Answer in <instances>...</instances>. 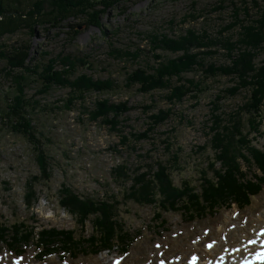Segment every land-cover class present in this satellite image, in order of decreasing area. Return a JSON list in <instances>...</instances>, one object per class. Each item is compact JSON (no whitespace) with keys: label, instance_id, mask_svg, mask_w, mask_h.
<instances>
[{"label":"rangeland","instance_id":"1","mask_svg":"<svg viewBox=\"0 0 264 264\" xmlns=\"http://www.w3.org/2000/svg\"><path fill=\"white\" fill-rule=\"evenodd\" d=\"M256 2L264 7V0ZM254 3L253 0H129L105 11L101 28L80 26L73 42H69L65 34L70 30L67 25L75 26L83 20H69L60 30L36 27L32 36L21 31L0 40L2 49L28 43L30 57L37 64H46L58 55H85L90 67L79 68V74L93 80L111 79L120 88L112 94H91L87 96L85 107L76 105L66 110L68 90L52 88L42 94L39 81L31 84L26 95L38 103L32 119L37 131L44 136L52 176L48 184L35 185L38 202L27 209L24 204L26 183L38 176L39 171L25 138L13 134L0 120V223L8 227L24 222L36 230L53 228L74 231L78 237L90 236L91 222L80 227L76 219L58 205V191L64 184L82 198H116L120 202L118 220L135 238L125 255L114 247L98 256L75 260L63 254L42 258L35 252L34 245L17 258L5 246H0V264H211L221 255L234 259L235 252H244L245 247L254 244L259 227L264 228V190L241 211L232 207L187 223L180 213L125 202L123 195L131 181L113 175L114 169L125 167L133 176L136 169L161 162L170 166L171 180L176 187L187 182L199 191L203 177L211 178L213 116L226 118L233 113L245 102V93L241 91L228 97L223 91L235 85L230 78H206L203 80L206 89L196 98L188 95L181 103L171 105L166 101L167 91L141 94L137 86L124 88L125 78L132 71L154 64L155 55L162 56L163 60L175 57L168 52L154 51L148 36L176 38L188 29L205 31L211 37L230 35L231 32L223 33L222 29L233 22V10L247 8L254 18L257 11ZM240 18H244L242 13ZM113 51H140L141 54L133 61L124 56L118 58ZM263 58L259 56L256 64ZM207 62L224 64L225 58L218 56ZM4 66L0 61V69ZM202 78L201 71L185 76L195 81ZM1 86L3 91H8L10 82L2 80ZM218 96L220 100L216 99ZM103 99L115 104L126 102L132 107L129 113L118 118L119 131L108 124L89 120L85 108L89 111L94 101ZM146 107L150 109L146 111ZM168 109H171L169 118L152 128L150 117ZM143 133H147L148 139L135 141L130 137V134ZM122 137L129 141L122 144ZM252 144L264 151V108L260 135ZM215 167L218 169V165ZM157 212L165 221L163 228L158 225L160 221L153 220ZM208 244L213 245L211 249L205 247Z\"/></svg>","mask_w":264,"mask_h":264},{"label":"trees","instance_id":"2","mask_svg":"<svg viewBox=\"0 0 264 264\" xmlns=\"http://www.w3.org/2000/svg\"><path fill=\"white\" fill-rule=\"evenodd\" d=\"M127 1L0 0V40L21 31L32 36L36 27L60 30L69 20H83L75 26L67 25L70 30L65 34L68 41L73 42L80 26L101 28V17L105 11L118 8ZM253 1L257 10L254 18L247 8L233 10V22L222 29L223 33L231 32L230 35L211 37L205 31L188 29L176 38L148 36L154 51L168 52L175 57L163 60L162 56L155 55L154 64L127 74L124 88L137 86V91L145 95L167 91L166 101L176 105L188 95L196 98L202 93L206 89L204 79L228 77L235 85L224 90L223 94L234 97L242 91L246 99L226 118L213 116L210 146L214 156L209 163L212 176L203 177L199 191L187 182L176 187L171 180L170 166L161 162L136 169L133 176L129 175L127 168L119 167L113 170V175L131 181L123 195L125 202L155 206L161 212L180 213L185 222L190 223L203 220L208 215L214 216L223 209L234 207L241 211L264 190V151L252 144L260 135L263 122L264 58L260 64H256V60L264 56V7ZM241 13L243 19L240 18ZM113 53L118 58L124 56L133 61L138 60L141 54L140 51ZM218 56L225 58L224 64L207 62ZM0 61L5 63L0 69V120L13 134L25 138L39 171L38 176L26 183L24 204L31 209L38 202L35 185L48 184L52 176L44 136L37 131L32 119L38 103L26 95L31 84L39 81L42 94L52 88L68 90L66 110L76 105L85 107L87 96L91 94H112L120 88L111 79L93 80L79 74V68L90 67L85 55H58L46 64H37L30 57V45L17 43L9 49L0 47ZM197 71L204 76L200 81L185 79L186 75ZM2 80L10 82L8 91H3ZM144 109L148 111L150 107ZM85 110L90 121L108 124L119 131L118 118L129 113L132 107L126 102L115 104L110 99H103L94 101L91 109ZM170 115L171 109L152 115L151 127L163 124ZM130 137L135 141L148 139L147 133L130 134ZM121 139L122 144L129 141L127 137ZM58 205L73 216L80 227L91 222V235L83 238L76 236L74 231L36 230L24 222L8 227L0 223V246H5L17 258L27 247L34 245L35 252L42 258L63 254L75 260L98 256L114 247L125 255L135 242L134 236L118 220L120 202L116 198H82L63 184L58 191ZM153 220L160 221L158 225L163 228L165 221L160 212L154 215Z\"/></svg>","mask_w":264,"mask_h":264},{"label":"bare ground","instance_id":"3","mask_svg":"<svg viewBox=\"0 0 264 264\" xmlns=\"http://www.w3.org/2000/svg\"><path fill=\"white\" fill-rule=\"evenodd\" d=\"M259 227V234L252 246L245 247V251L235 252L236 258L230 255H221L219 260L211 264H264V228ZM254 259V261H253Z\"/></svg>","mask_w":264,"mask_h":264},{"label":"snow or ice","instance_id":"4","mask_svg":"<svg viewBox=\"0 0 264 264\" xmlns=\"http://www.w3.org/2000/svg\"><path fill=\"white\" fill-rule=\"evenodd\" d=\"M212 246H213L212 244H208L205 247L208 248V249H211Z\"/></svg>","mask_w":264,"mask_h":264}]
</instances>
